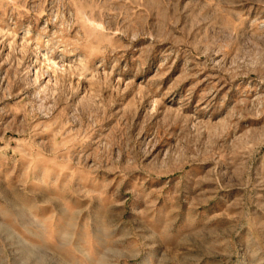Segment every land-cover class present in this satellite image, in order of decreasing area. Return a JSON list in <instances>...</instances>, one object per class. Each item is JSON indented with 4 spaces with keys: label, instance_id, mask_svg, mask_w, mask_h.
Wrapping results in <instances>:
<instances>
[{
    "label": "rangeland",
    "instance_id": "374dc122",
    "mask_svg": "<svg viewBox=\"0 0 264 264\" xmlns=\"http://www.w3.org/2000/svg\"><path fill=\"white\" fill-rule=\"evenodd\" d=\"M0 264H264V0H0Z\"/></svg>",
    "mask_w": 264,
    "mask_h": 264
}]
</instances>
